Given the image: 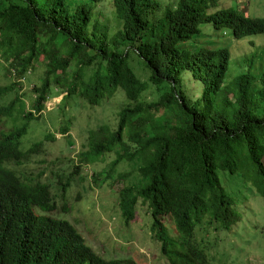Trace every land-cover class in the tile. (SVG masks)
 Segmentation results:
<instances>
[{
	"label": "trees",
	"instance_id": "16d2710c",
	"mask_svg": "<svg viewBox=\"0 0 264 264\" xmlns=\"http://www.w3.org/2000/svg\"><path fill=\"white\" fill-rule=\"evenodd\" d=\"M224 1L0 0V60L10 81L0 87V264H138L102 256L74 224L53 215L59 198L70 212L73 186L85 179L79 166L66 177L57 173L58 192L18 170L49 156L56 133L29 148L25 141L62 95L63 114L72 103L96 107L123 96L117 125L90 130L80 162L110 161L108 171L94 173L100 188L132 166L138 185L118 189L125 225L146 212L167 264H210L199 235L212 227L230 232L241 219L223 175H244L264 196V67H257L264 53L231 81L232 46L215 42L264 36V18ZM200 38L209 42L198 46ZM40 69L45 75L33 83ZM24 80L32 92L22 93ZM151 89L159 99L147 103ZM61 128L68 134L70 120ZM65 146L72 151L71 142Z\"/></svg>",
	"mask_w": 264,
	"mask_h": 264
},
{
	"label": "rangeland",
	"instance_id": "374dc122",
	"mask_svg": "<svg viewBox=\"0 0 264 264\" xmlns=\"http://www.w3.org/2000/svg\"><path fill=\"white\" fill-rule=\"evenodd\" d=\"M247 3H234L231 7H237L242 11H248L251 16L264 18V0H247ZM225 2V3H224ZM223 6L229 7L231 2L224 1ZM112 3L107 1L104 6L106 11L112 10ZM208 30L210 27L207 28ZM206 34L211 35L205 30ZM212 36V35H211ZM224 41L216 39L220 46H232L235 64L233 65L231 81L244 71L250 70V63L257 54L264 53V36L249 38L243 41L231 42L232 37H224ZM209 39L200 38L197 45H206ZM253 41L256 42L254 46ZM0 60V87L10 84L6 76V71ZM264 67V62L257 61V67ZM45 75V69H40L33 76V83H39ZM147 78V75H144ZM26 89H20L22 93L32 92L34 86L24 80ZM62 95L47 105L44 112L43 125H38L36 131L25 141V146L29 148L33 140L42 139L44 134L56 133L57 141L50 142L49 156L35 157L26 167H18V170H27L35 178H40L46 183L55 184L54 190L58 192L57 173L67 176L74 171V165L79 166V178L70 194L69 213L64 211L65 202L58 199L59 210L55 216L63 217L74 224L87 240L88 244L99 254L106 258L123 259L130 258L138 264H167L156 249L157 242L147 225L146 212H142L138 220L132 227L125 225L119 217L118 209V189L125 185L137 186V172L127 165L121 166L113 174L114 180H110L104 187L100 188L93 182L95 171H108L107 162L87 163L80 162L83 151H86L87 138L90 130L98 129L102 125L115 127L117 125V111L123 107V96L117 95L115 98L107 100L103 105L91 107L83 102L82 106L76 103L69 104L65 113H60ZM14 96H10L4 104L11 103ZM159 99V93L151 89L145 94L144 101L147 103ZM30 105V102H28ZM70 120L71 128L68 134L62 135V125L64 121ZM48 122V123H47ZM67 142L73 145L72 151L65 146ZM132 174L130 179L121 180L120 174ZM134 174V175H133ZM254 174L251 171L250 178ZM224 184L228 193L236 199V210L241 216L240 221L233 227V230L226 232L216 230L214 227L209 231L199 235V241L207 248V257L210 264H264V196L251 187V183H246L244 175L227 176L223 175ZM112 184V186H111ZM83 186L88 192L83 190ZM79 194L82 195L78 200ZM147 210V209H145ZM168 224L169 221L167 222Z\"/></svg>",
	"mask_w": 264,
	"mask_h": 264
},
{
	"label": "clouds",
	"instance_id": "9594fccd",
	"mask_svg": "<svg viewBox=\"0 0 264 264\" xmlns=\"http://www.w3.org/2000/svg\"><path fill=\"white\" fill-rule=\"evenodd\" d=\"M238 3H247L248 1L247 0H237ZM252 1H256V0H252ZM54 215V214H53ZM55 216V215H54Z\"/></svg>",
	"mask_w": 264,
	"mask_h": 264
}]
</instances>
